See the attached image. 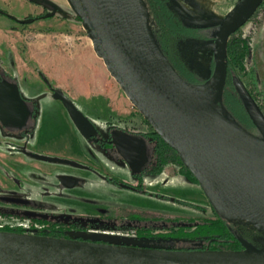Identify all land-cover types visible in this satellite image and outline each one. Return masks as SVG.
<instances>
[{"label": "rangeland", "instance_id": "obj_1", "mask_svg": "<svg viewBox=\"0 0 264 264\" xmlns=\"http://www.w3.org/2000/svg\"><path fill=\"white\" fill-rule=\"evenodd\" d=\"M52 1L68 13L62 17L63 14L58 11L61 15L58 14L59 17L55 19L62 18V21L67 22L73 18L72 23L79 22L83 25L72 13L67 0ZM143 1L146 18L152 31H155L153 34L161 38L169 55L167 59L175 70L174 63L193 73L200 84L210 80L216 68L214 38L165 36L151 7L148 8L145 0ZM239 1L167 0L182 23L191 27H213V31ZM0 8L19 19L27 15L33 16L42 10V7L29 0H0ZM51 19L53 18L20 24L0 14V76L7 78L8 74L15 77L21 94L37 103L38 120L25 139L27 149L40 155L79 163L84 167L46 162L23 153H12L24 140L21 137L6 136L0 128V197L11 196L14 191L22 199L41 205L38 208L33 204L15 205L0 199V228L22 227L25 232L19 233L36 234L37 227L31 226L30 222L34 217L61 219L66 223L80 221L79 225L69 231V235L91 241L171 249L206 244L205 240L177 238L171 234L172 225L192 230L203 219L224 217L237 234L253 247H263L264 232L226 217L210 203L197 182L179 171L178 165L170 164L158 173L135 174L123 159L117 158L79 133L63 103L52 97L55 88L70 96L75 105L104 131L106 128L103 123L116 116L110 110L105 109L103 112L99 108L97 115L91 114L81 101L71 97V93L83 94L81 90L85 80L80 79H88L87 75L79 77L77 73H73L76 71L73 69L81 66L83 55L76 53L71 56L66 50L55 52L50 45L39 48L40 41L46 40L45 37L37 38L39 32L48 35L56 33V30L62 31L59 25L55 28L41 27L51 23ZM84 32L87 33L86 29ZM234 34L248 41V53L243 68L238 69L236 80L243 85L264 117V3ZM220 102L221 97L216 101L215 107L224 118H228ZM134 109L132 116L116 119L112 123L141 132L154 131L135 106ZM73 127L76 130L73 131ZM250 130L259 134L258 130ZM43 149L66 152L71 157L45 153L41 151ZM64 173L76 178L73 187H64L60 183V176ZM122 184L136 186L137 189L126 188ZM132 213L148 217L150 220L143 225H152L157 230L150 236L137 234L140 222L130 218ZM175 218L180 219L172 220Z\"/></svg>", "mask_w": 264, "mask_h": 264}, {"label": "water", "instance_id": "obj_2", "mask_svg": "<svg viewBox=\"0 0 264 264\" xmlns=\"http://www.w3.org/2000/svg\"><path fill=\"white\" fill-rule=\"evenodd\" d=\"M34 1V0H32ZM68 13L52 0H39ZM264 0H240L214 28L216 68L205 83L186 81L159 47L146 18L143 0H68L97 54L133 106L192 173L210 203L226 217L264 232V117L243 87L236 88L258 130L252 133L232 116L224 118L215 103L224 93L231 36L257 12ZM4 10L0 8V14ZM22 24L33 18L19 20ZM52 97L63 103L74 126L87 140H97L95 124L61 89ZM29 109L16 80L0 79V123L22 128ZM112 144L135 174L147 163L144 139L123 130ZM38 160L84 166L28 152ZM123 187L137 189L128 184ZM6 201L27 204L8 197ZM240 250H173L0 230V264H264V246L253 247L236 235Z\"/></svg>", "mask_w": 264, "mask_h": 264}, {"label": "trees", "instance_id": "obj_3", "mask_svg": "<svg viewBox=\"0 0 264 264\" xmlns=\"http://www.w3.org/2000/svg\"><path fill=\"white\" fill-rule=\"evenodd\" d=\"M147 7H151V11L155 14L158 24L165 32V36H173L176 37L178 35L189 36V37H206L213 38V27H191L182 23L177 15L173 12V10L169 7L167 0H145ZM79 21H81L77 16H75ZM153 33L155 31L153 30ZM155 39H157V43H159V47L163 51L164 55L168 58V52L166 51L162 40L159 36L154 34ZM160 38V39H159ZM247 40L239 37L236 34H233L229 40L228 44V76H227V84L224 89V93L221 96V105L223 106L224 113L226 116H234L244 127H246L249 131L250 129H256L253 122L251 121L244 104L239 96V93L236 88V79L238 78V69L243 68V64L245 62L246 55L248 53V45ZM170 59V58H169ZM176 67V71L179 73L181 77H183L186 81L192 84H200V80L196 78V76L189 72L184 66H180L174 63ZM252 132V131H251ZM254 133V132H252ZM144 136L154 135L156 138V147L155 151L158 156L157 165L150 170L151 173H158L163 171V168L170 161L174 163H178L182 165L183 168L181 172L183 174H187L190 176L195 182L197 180L192 175V173L183 165L180 160L178 154L170 148L163 139L156 133H146L142 132ZM162 155L164 159L161 158ZM148 172V171H147ZM131 219H136V222H140L137 226L136 233L139 235L150 236L154 229L152 225H143L147 224V221L150 219L141 213H132L130 215ZM180 218H175L172 220H178ZM169 220V218H167ZM32 223L31 226L37 227L36 234L47 235L52 237H60V238H74L87 240L82 237H75L69 235V231L75 228L76 225H79L80 221H74L70 223H66L61 219H51L45 217H34L30 219ZM91 224L87 223V226ZM172 231V235L176 236L179 239L184 240H205L206 244L203 246H193L192 244L189 246L183 247H173V250H209V249H219V250H240L241 243L237 240L236 232L227 219L224 217H216L214 219H203L201 223L195 226L192 230L184 228V227H175L172 225L170 227ZM0 230L6 231H16V232H25L22 227H1ZM98 241V240H94Z\"/></svg>", "mask_w": 264, "mask_h": 264}, {"label": "crops", "instance_id": "obj_4", "mask_svg": "<svg viewBox=\"0 0 264 264\" xmlns=\"http://www.w3.org/2000/svg\"><path fill=\"white\" fill-rule=\"evenodd\" d=\"M71 19L65 22L62 21V18H53L49 21L51 23L42 25L41 27L48 26L49 28H55L59 25L62 31L56 30V33L53 32L54 34L51 33L48 35L39 32L37 38H46L45 41H40L39 48L50 45L55 52L66 50L70 52L71 56L76 53H82L83 62L81 66L79 69H73L76 71H72L73 73H77L79 77L87 75L89 80L81 78L80 80H85L81 90L83 94L74 95L71 93V95H73L71 97L76 101H81L82 105L89 113L97 115L99 113L98 108L102 109L103 112L105 109L107 111L110 110V112L116 116L113 120H107L110 122L132 116L135 109L131 101L111 75L103 59L95 51L93 41L89 38L87 33L84 32L85 29L83 25H80L79 22L72 23ZM88 67L90 68L87 69ZM72 71L69 70V72ZM88 71H91V73H88ZM13 78L16 80L15 77ZM74 130H76L75 127H73V131ZM41 151L53 155L71 157L68 153L62 151H55L52 149H43Z\"/></svg>", "mask_w": 264, "mask_h": 264}, {"label": "flooded vegetation", "instance_id": "obj_5", "mask_svg": "<svg viewBox=\"0 0 264 264\" xmlns=\"http://www.w3.org/2000/svg\"><path fill=\"white\" fill-rule=\"evenodd\" d=\"M31 1V3H34V5L36 6H39V7H42V10L38 13H36L35 15L33 16H29L27 15L26 17H24L23 19H26V18H33L34 19V22L37 21V20H41V19H45V15L47 13H50L53 11V8L50 7V6H47L43 3H41L39 0H29ZM264 3V2H263ZM260 8V7H259ZM258 11V10H257ZM58 14H60L59 12H57L54 16H52L51 18H55V17H59L57 16ZM3 15L7 16L8 18L14 20L16 23H20L19 20H22V19H19V18H15V17H12L9 13H7L6 11H4ZM61 15V14H60ZM64 17V16H62ZM50 18V17H49ZM33 22V23H34ZM22 24V23H20ZM32 24V23H30ZM3 78H6V77H1L0 76V79H3ZM7 79L10 80V81H13L15 80L12 76L8 75L7 74ZM53 94V93H52ZM23 99L25 100L26 104H27V107L29 109V115H28V118H27V122L25 124L24 127L22 128H15L13 126H3L1 123H0V128L3 130V132H5L4 134L6 136H15V137H21L23 138L24 142L21 144L20 147L16 148L15 150H12L11 152L14 153V152H18V153H23L24 155L30 157L28 155V152H31L27 149L26 147V143H25V139H27L30 135V133L33 131V128H35L36 126V123H37V120H38V106H37V103L34 99H31V98H28L24 95H22ZM97 130H98V135L96 137V141L95 140H92V142L98 144L101 148H103L104 150L106 151H110L113 155H115L117 158H121V156L119 155V153L115 150L114 146L112 144H109L108 142L110 141V137H111V133L117 129L119 130H123L124 132L130 134V135H136V136H140L144 139V143H145V146H146V150H147V163L145 164L144 168H143V171L142 173L144 172H149L150 170H152L156 165H157V162H158V156L156 154V138L154 135H150V136H144L142 134L141 131H137V130H133V129H128V128H125V127H121L117 124H114L110 121H105L103 123V126L106 128L105 131L104 129H102L100 127L99 124H95ZM154 131H149V132H146V133H153ZM258 135V134H257ZM25 143V144H24ZM12 148H15V146H12ZM164 159V156L162 155V157ZM178 165L179 166V171H181V169L183 168L182 165H179L178 163H174L172 161H170L168 164H166L165 166L168 167L169 165ZM70 165V164H69ZM73 166V165H72ZM164 166V168H165ZM80 168V167H79ZM163 168V169H164ZM141 173V174H142ZM140 174V175H141ZM186 174V173H185ZM15 180V179H14ZM76 178L74 177V175L72 174H62L60 176V183L64 186V187H68V188H71L75 185L76 183ZM135 188H137L135 186ZM8 197H17V198H22L21 196H18L15 194L14 191H12V195L11 196H1L0 199L2 201H6V198ZM6 202H9V201H6ZM11 203V202H9ZM15 204V203H14ZM30 204H33L36 208H38L39 206L41 205H38V204H35V203H32L31 201H29V203L27 204H15V205H24V206H27V205H30ZM239 248H242V245L239 247Z\"/></svg>", "mask_w": 264, "mask_h": 264}, {"label": "bare ground", "instance_id": "obj_6", "mask_svg": "<svg viewBox=\"0 0 264 264\" xmlns=\"http://www.w3.org/2000/svg\"><path fill=\"white\" fill-rule=\"evenodd\" d=\"M68 1V0H67ZM197 1V0H196ZM201 1V0H200Z\"/></svg>", "mask_w": 264, "mask_h": 264}]
</instances>
